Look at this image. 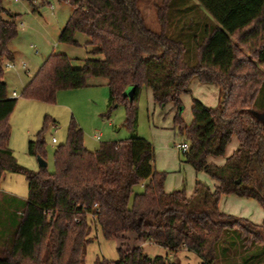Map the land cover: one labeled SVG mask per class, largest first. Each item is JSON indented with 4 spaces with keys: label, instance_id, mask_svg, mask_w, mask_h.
I'll return each mask as SVG.
<instances>
[{
    "label": "trees",
    "instance_id": "trees-1",
    "mask_svg": "<svg viewBox=\"0 0 264 264\" xmlns=\"http://www.w3.org/2000/svg\"><path fill=\"white\" fill-rule=\"evenodd\" d=\"M138 1L59 0L75 7L59 41L78 44L75 34L83 32L90 37L92 56L74 67L68 54L51 53L22 96L53 103L60 90L84 88L89 77L104 78L108 114L124 104L131 136L102 141L93 150L85 146V132L72 118L67 141L55 146L51 172L20 165L10 148L9 117L19 102L8 94L2 65L13 58L10 43L18 35L16 19L21 14L0 0V184L7 173L22 174L29 184L17 230L0 247V264H84L95 238L93 224L106 239L121 241L134 232L142 243L154 242L170 252L187 248L201 257L200 264H216L219 246L231 230L241 238L252 234L254 241L262 239L255 229L263 231L264 223L227 214L219 202L222 195L235 193L264 206V116L254 111L264 89V0H196L218 26L197 40L194 66L186 63L182 42L167 33L172 0L157 6L160 32L148 26ZM257 40L261 45L255 49ZM241 44L249 55L252 49L257 60L246 56ZM195 77L217 84L223 98L218 106L208 107L195 97L193 120L186 124L181 95L190 92ZM143 85L151 87L159 106L174 104L175 124L190 144L185 160L216 180L213 190L198 179L191 195L185 188L165 191L167 173L155 166V145L136 133ZM132 86L129 99L125 92ZM47 122L48 117L28 144L31 155L44 159ZM234 134L240 144L226 162H209L210 157L225 155ZM143 182V190L135 192ZM123 244L118 246V260L97 259L94 264H180L167 255L151 257L142 245L124 249ZM263 252L264 246L257 257Z\"/></svg>",
    "mask_w": 264,
    "mask_h": 264
},
{
    "label": "rangeland",
    "instance_id": "rangeland-1",
    "mask_svg": "<svg viewBox=\"0 0 264 264\" xmlns=\"http://www.w3.org/2000/svg\"><path fill=\"white\" fill-rule=\"evenodd\" d=\"M162 1H138L148 26L156 32L161 31L157 6H161ZM32 2L39 7V12L33 11L28 0H18V2L3 0L4 7L14 13H21L23 24L20 23V19L18 35L11 45L20 51L22 58L29 63L31 74L35 72L36 65L44 57L47 58L51 51L68 52L75 59H80L81 62L85 57L92 55L91 45L88 44L89 37L83 32L75 34L78 44L59 41L60 26L65 25L70 14L71 5L69 3H62L59 0H49V3L44 0H32ZM171 2V8L167 14L169 18L167 33L175 40L182 42L185 49V61L188 65L194 66L198 60L197 40L202 41L206 35L205 32L218 26V22L196 0H172ZM257 41V46L252 44L255 49L261 45V41ZM241 46L245 48L246 56L257 60L252 49L249 55L247 47L242 44ZM7 60L10 59H4L2 65L3 80L7 82L8 93H12L14 90L18 92L16 98L19 102L9 117L12 134L10 148L14 150L20 165H25L36 171L40 169L38 157L29 153L28 144L45 126L47 117L45 160L47 168L51 172L55 170V146L67 141L68 127L72 118L85 132L84 144L90 149L99 148L102 141L127 139L131 136L130 130L125 126L126 108L124 104L118 105L108 114L109 87L87 85L84 88L60 90L53 103L28 99L22 96L24 86L21 79L26 81L29 74L22 73V78H19L16 75L17 71L4 67ZM74 62L79 63L77 60ZM93 78L89 77L88 80ZM191 81V92L181 95L183 103L181 113L186 124H190L193 120L192 103L195 97L202 100L208 107L218 106L223 98L218 85L203 83L197 77ZM137 104L139 116L136 133L155 145V166L159 171L167 173L165 191L171 192L185 188L186 192L192 194L198 179L213 190L216 180L205 171H196L191 164L186 162L184 152L179 149V144L186 138L179 126L175 124L176 109L174 104L168 103L164 107L156 104L152 89L148 85L142 86ZM254 111L257 115L264 116V89L254 105ZM110 121L113 122V126L109 124ZM101 132L103 136L101 140H97L95 135ZM54 137L58 139V142L53 144ZM239 144L238 138L234 134L225 155L213 156L209 159L211 162L215 160L217 164H224L226 158L238 148ZM142 190L140 185L135 187V192ZM28 192L29 184L22 174H9L2 180L0 185V247L13 238L20 220L17 211L23 209L25 196H28ZM219 207L227 214L247 218L255 224L262 225L264 223V206L254 197L240 196L235 193L225 194L220 199ZM93 226L94 231L91 236H95V238L88 246L84 264H94L97 257L99 260L105 258L118 260L120 258L118 246L121 241L124 243V249L142 245L144 251L151 257L167 255L180 264H200L201 262V257L187 248L170 252L169 249L154 242L142 243L134 232L129 233V237L121 241L106 239L102 235L100 236L98 227L94 224ZM255 230L262 237L260 241H254L256 237H253L252 234L243 235L241 238L237 230L227 233L224 242L219 246L220 257L216 264H264V252L259 257L256 255L261 252L264 246V230ZM256 232L254 231V234ZM247 237L250 238L249 241Z\"/></svg>",
    "mask_w": 264,
    "mask_h": 264
},
{
    "label": "crops",
    "instance_id": "crops-1",
    "mask_svg": "<svg viewBox=\"0 0 264 264\" xmlns=\"http://www.w3.org/2000/svg\"><path fill=\"white\" fill-rule=\"evenodd\" d=\"M17 2V1H16ZM71 5V4H70ZM33 7V6H32ZM74 6L73 5H71V10H70V14H69V16L71 15V13L74 11ZM33 11H38L39 12V7L38 6H35L34 5V7H33ZM14 13V12H13ZM17 14H19V12L17 13ZM21 14V13H20ZM69 16H68V18H69ZM22 16L20 15L19 16V18H17L16 19V22L18 23V21L20 20V23H22L23 21H22V18H21ZM67 21V20H66ZM67 23V22H66ZM66 23H65V25H66ZM19 24V23H18ZM23 24V23H22ZM65 25H61L60 26V29H59V35H60V33H61V31H62V29L64 28V26ZM59 35H58V37H59ZM76 40H77V38H76ZM89 40H90V37H89ZM89 40H88V44H89ZM78 41V40H77ZM10 49H11V51H12V55H13V58L12 59H10V60H7V61H13V62H15V63H17V64H20V63H22V62H25L26 63V67H20V69H17V70H13V69H10L9 68V70H12V71H17L16 72V75H18V77L19 78H22V76H21V74L23 73V74H29L28 75V79L26 80V81H23L22 79H21V81L23 82V86L25 87V85L30 81V79L36 74V72L38 71V68L41 66V64H43V62L48 58H46V57H44L37 65H36V67H35V72L34 73H32L31 74V68H30V66H29V63L25 60V59H23L22 58V54H21V52L20 51H18V50H16L15 48H14V46L12 47V45H11V43H10ZM91 49H92V47H91ZM36 53H39L38 51H36ZM51 53H64V54H68L71 58H72V65L74 66V67H81L82 65H83V62H84V59H86V58H88V57H85L84 59H83V61L81 62V60L80 59H78V58H74V57H72V55L70 54V53H68V52H65V51H51ZM51 53H50V55H51ZM49 55V56H50ZM92 56V55H91ZM90 57V56H89ZM74 60L76 61L77 60V62H79V63H76V62H74ZM21 70V71H20ZM6 82V81H5ZM87 84L89 85V86H95V87H97V86H106V87H108V83H107V80L106 79H104V78H96V77H94L93 79H91V80H87ZM6 85H7V82H6ZM217 85V84H216ZM191 86V85H190ZM23 87V88H24ZM14 92H17L16 90H14L12 93H8L9 94V96L10 97H14L13 96V93ZM190 92H191V89H190ZM17 94H18V92H17ZM205 101V100H204ZM193 104V103H192ZM209 105H211V104H209ZM109 124L111 125V126H113V122L112 121H110L109 122ZM83 130V129H82ZM98 134H100L101 135V137L103 136V133L101 132V133H98ZM97 135V134H96ZM101 140V139H100ZM117 140H121V139H117ZM117 140H108V141H117ZM94 150V149H93ZM209 162H211V159H209ZM212 162H215V160H213ZM219 165H223V163L222 164H219ZM157 168V167H156ZM9 174H14V173H7V175L4 177V179L5 178H7L8 177V175ZM3 179V180H4ZM144 183L145 182H143L142 184H140V186H141V188H143V186H144ZM217 183V182H216ZM1 184H2V181H1ZM0 184V185H1ZM216 185V184H215ZM189 194V193H188ZM15 195V194H14ZM189 195H191V194H189ZM25 199L27 200L28 199V197L27 196H25ZM25 200V201H26ZM17 213H19L20 214V212H19V210L17 211ZM102 234H100V236H101ZM103 237V236H102ZM146 244H150V242H145ZM88 249V248H87ZM97 259H98V257H97ZM96 259V260H97ZM95 260V261H96ZM95 261H94V263H95Z\"/></svg>",
    "mask_w": 264,
    "mask_h": 264
},
{
    "label": "built area",
    "instance_id": "built-area-1",
    "mask_svg": "<svg viewBox=\"0 0 264 264\" xmlns=\"http://www.w3.org/2000/svg\"><path fill=\"white\" fill-rule=\"evenodd\" d=\"M15 1L18 2V0H15ZM44 2H48L49 3V0H44ZM4 67H6L8 69L10 68V69H13V70H17V69H20V67H23V68L26 67V63L22 62L20 64H17V63H15L13 61H6L4 63ZM13 96L17 97L18 96L17 92H14ZM95 137H96L97 140L101 139V135L100 134L95 135ZM57 142H58V139L56 137H54L52 143L54 144V143H57ZM189 148H190V144L186 140H184L183 142H181V144H179L180 151L182 150L183 152H186ZM92 218H93V222L95 223L96 222V217L92 216Z\"/></svg>",
    "mask_w": 264,
    "mask_h": 264
},
{
    "label": "water",
    "instance_id": "water-1",
    "mask_svg": "<svg viewBox=\"0 0 264 264\" xmlns=\"http://www.w3.org/2000/svg\"><path fill=\"white\" fill-rule=\"evenodd\" d=\"M135 87H129L126 92H125V96H127L129 99H132L133 93H134ZM38 161H39V165H41V167H47V163L46 160L39 155L38 157ZM237 183H240V180L237 181Z\"/></svg>",
    "mask_w": 264,
    "mask_h": 264
}]
</instances>
